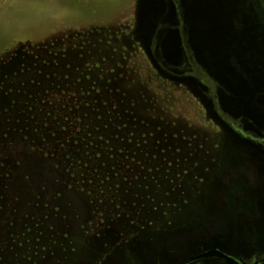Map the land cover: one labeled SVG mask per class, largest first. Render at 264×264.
<instances>
[{
	"label": "rangeland",
	"instance_id": "1",
	"mask_svg": "<svg viewBox=\"0 0 264 264\" xmlns=\"http://www.w3.org/2000/svg\"><path fill=\"white\" fill-rule=\"evenodd\" d=\"M166 2L163 15L147 18V26H156L149 42L142 28L143 13H156L158 0H0V93L7 77L21 64L42 63L46 58L53 71L52 78L41 79L38 87V96L49 98L50 106L34 111L37 132L24 137L15 130L13 122L21 108L16 107L7 120L0 114V264H105L102 256L106 250L126 251L119 244L121 237L125 243L126 239L140 240L143 250L127 252L116 261L108 259L106 264H141L151 252L158 254L159 248L154 252L147 243L153 234L155 239L161 228L170 224L182 229V218L189 219L194 210L183 213V203L208 201V172L191 177L195 168L202 171L201 163L193 159L198 154L216 153L217 161L207 157L208 171L211 160L218 165L215 170H226L231 147L219 141L214 150L212 141L224 138L227 130L213 115L202 91L209 95L207 90L214 89L208 77L227 84V77L221 75L243 66L259 79L260 73L264 74V44L252 43L249 38L242 41V62L211 43L213 35L208 32L212 31L216 0ZM171 10L175 15L170 16ZM190 13H195V25L190 24ZM232 22L230 17L217 19V27L230 34L231 43L233 36L236 41L241 34L233 31ZM170 30L174 34L168 39ZM201 39L206 47L200 48ZM187 41L192 59L190 49L184 47ZM16 42L35 46L26 50L22 45L20 55L8 62L10 53L6 51ZM177 49H181L180 55ZM59 50L58 56H52ZM166 56L170 67L181 72L172 74L164 69ZM187 56L191 67L182 72ZM81 76L94 80L101 91L94 107L84 105L93 96L87 82L83 87L70 84V78L74 81ZM248 79L235 83L254 88ZM260 81L256 84L263 89L264 79ZM70 97L78 100L71 104ZM4 105L6 102L0 101V111ZM70 106L81 108L75 111L80 117L83 111L89 114L82 122L72 123L73 134L86 126L102 146L101 154L93 156L76 146L77 141L71 145L73 159L102 163L95 178L110 177L95 188L82 184L90 171L79 172L77 180L70 173ZM184 138L192 140L190 145L181 141ZM180 149L185 157L176 160L173 155ZM129 153L131 157L126 158ZM126 161L131 172L122 181L117 169ZM75 181L79 186L71 187ZM228 184V189L217 192V201L235 200L237 181L230 178ZM110 198L116 201L121 216L107 229L108 222L100 226L97 221L99 213L115 209L107 202ZM173 204L176 208L168 217ZM26 225H34L28 236L35 247L32 251L24 250ZM221 232L228 238V229ZM203 239L200 235L182 238L180 244L198 246ZM74 246L78 250L73 251ZM231 248L240 247L233 243ZM250 248L244 258L252 261L256 247L251 244Z\"/></svg>",
	"mask_w": 264,
	"mask_h": 264
},
{
	"label": "flooded vegetation",
	"instance_id": "2",
	"mask_svg": "<svg viewBox=\"0 0 264 264\" xmlns=\"http://www.w3.org/2000/svg\"><path fill=\"white\" fill-rule=\"evenodd\" d=\"M216 5L217 11L212 31L208 32L213 35L214 40H211V43L220 46L243 62L242 41L249 38L252 43L258 44L260 42L264 44V0H216ZM219 16L230 17L233 21V31L237 34H246V36L238 34L236 36L237 42L234 41L233 36L231 43L232 37L230 34L224 31L220 25L219 28L217 27ZM203 29L206 32V27ZM218 29L221 32L218 33ZM200 44V48L206 47V43L202 42V39ZM184 47L187 51V48L190 47L189 41L185 42ZM61 52V50L55 51L52 56H58ZM222 54L225 55L224 52ZM191 55L192 52L190 54L192 59ZM188 59L187 56V64L181 69L182 72L190 70L191 64ZM169 60V56L163 59L164 69L172 74L174 71H180L177 68H171ZM242 68L234 71L226 70V74L221 75L223 78L227 77V84L208 77L214 89L207 90L209 95L202 91L203 96L212 105L213 115L225 125L227 130V135L224 138L217 137L212 141L213 146L216 148L214 150L218 149L219 141L223 146H230V165L226 166V170H215L216 166L218 168L217 163L214 162L216 156H218L216 153L196 155L193 160L201 163L202 171L195 168L191 173V177L197 174L203 176L208 172V175H206L207 180H205L206 190L209 193L207 196L208 201L183 203V213L189 212L185 209L194 210L189 215V219L182 218L184 222L182 229L180 227L176 229V225L170 224L172 228L165 229V226H163L161 228L162 233L158 234L155 239L153 234L147 243L151 244L150 248L154 252L159 248L158 254L151 252L149 258L146 261L142 260L141 264H262L264 262V87L262 89L259 84H256V82H261L260 80L264 79V74L261 72L258 79L250 76L244 66ZM257 71L260 72L259 69ZM246 78H251V80H248L254 88L248 89L235 83L239 79H243L242 81L245 82ZM236 86H239V88H236ZM119 128L122 130L123 126ZM128 140L131 141V139ZM181 141L190 145L192 140L184 138ZM155 149L157 150V147ZM178 152L173 155L176 160L185 157L181 149ZM131 155L132 153L127 154L126 158H130ZM207 157L214 158L210 161L212 167L209 171L207 169L209 162ZM126 162L121 163L117 169V174L122 181H126L131 172L130 165ZM203 163H205V166H203ZM230 178H235L237 181L234 189L235 200L219 198L217 201V192L221 194L222 191L229 188ZM109 204L114 206L115 209L98 214L97 222L100 226L106 222L108 224L114 223L121 216L116 201ZM148 205L152 206L151 203ZM175 208V204H173L166 216L170 217L173 214L171 210ZM211 217L213 218L211 219ZM159 219H162V217ZM222 220L226 222L223 223ZM111 227L109 224L107 229ZM244 228L246 230H243ZM225 229L229 230L228 238H225L226 235L221 232ZM197 235L204 237L198 246L193 245L192 247L191 245V247L186 248L180 244L182 238H191ZM123 239L125 238H120L119 244H123V247L127 248L126 251L124 249H117L118 251L114 252L106 250L102 256V263L105 261L106 264L108 259L112 262L116 258V261L120 256L127 255V252L134 254V252L143 250L140 247V240L126 239L125 243ZM233 243L240 248L237 250L231 248ZM251 244L256 247V256L252 261H249L244 257L246 256L245 252L251 249Z\"/></svg>",
	"mask_w": 264,
	"mask_h": 264
},
{
	"label": "trees",
	"instance_id": "3",
	"mask_svg": "<svg viewBox=\"0 0 264 264\" xmlns=\"http://www.w3.org/2000/svg\"><path fill=\"white\" fill-rule=\"evenodd\" d=\"M22 45L25 46V43H14L13 46H11L7 51L10 53V57H8V62L10 58H15L20 55V52H22ZM35 44L33 43H27L25 46V49L33 50V47ZM4 53V52H3ZM51 54V52L49 53ZM35 58L37 55L34 56ZM14 68H17L18 65H13ZM72 63H70V69H71ZM51 71V65L50 62L45 58L42 63L36 62V60H32L28 63L21 64L17 70H14L13 73H10L8 80L6 81V87H4V91L0 93V101L6 102L7 105H4V111H0V114H4L2 119L7 120L9 116H11V113L16 109V107L21 108V113L17 114V117L15 118V121L13 122L15 130H18L20 133L24 134V137L30 133L31 131L37 132V128L34 125V119H35V113L34 111H37L38 108L45 109L50 106V99L49 98H41L38 96V87L41 85L42 80L41 79H47L52 78ZM16 82L11 81V78L16 77ZM81 82V83H80ZM84 82H87L89 86L90 91H92L93 96H89L88 99H91L90 102L87 101L84 103V105L88 107H94L93 102L97 103L100 101L101 98V91L96 86L97 84L94 82V80L89 78H84V76H81L77 78L76 80H72L70 78V84H78L79 87H83L85 84ZM76 84V85H77ZM12 85V86H7ZM105 86V83H104ZM9 91V92H8ZM78 99H73L70 97V103L73 104L74 101ZM81 108L79 106H76L75 108H71L70 106V173L71 176L75 179L77 178V175L79 172L84 171L85 169L91 172V176H85L82 184L86 183V186L97 187V185H100V181H109L110 177H104L102 179H99V177L95 178L96 174L100 168H101V162L96 160H85V159H73L71 157L72 154V142L77 141L76 146H82L86 148L85 151L86 154L88 153H94L93 156H99L102 151V146L100 143L95 141V137H93V134L91 131L88 132L86 130V126L83 128H80L77 130L76 134H73V131L71 129L72 123L76 122H82L83 118L87 117L89 114H86L84 111L82 114H80L82 117L78 116L75 111L80 110ZM50 116V113L48 114ZM98 116V115H97ZM16 124V126H15ZM45 125H48L46 123ZM96 129V128H95ZM98 129L94 130L98 133ZM96 133V134H97ZM6 136L9 138V133H6ZM11 137V136H10ZM94 139V140H93ZM113 153V152H112ZM77 180V179H76ZM77 183H71L70 186H74V184L79 186L78 181H75ZM96 184V185H95ZM108 203H113L114 198H110ZM34 231V225H26L23 235L25 236V243H24V250H34L35 247L33 244H31L30 239L28 236L32 234ZM29 244V245H28ZM48 250V249H47ZM73 251L78 250L77 246L72 247ZM31 259V257L29 258Z\"/></svg>",
	"mask_w": 264,
	"mask_h": 264
},
{
	"label": "water",
	"instance_id": "4",
	"mask_svg": "<svg viewBox=\"0 0 264 264\" xmlns=\"http://www.w3.org/2000/svg\"><path fill=\"white\" fill-rule=\"evenodd\" d=\"M160 3L158 4V6H157V8H155V10H156V13L155 12H152V13H150V14H148L147 13V11H144V13H143V23H142V28L144 29V31L145 32H147V38L149 37V42H151V36H150V33L151 32H154V30H155V28H156V26H147V18H150V17H152V16H156V17H160L161 15H163L164 13H165V7H167V2H166V0H158ZM211 2V1H210ZM161 4V5H160ZM173 8H174V6H172ZM175 9V8H174ZM191 14V16H190V21H191V25H195V13H190ZM173 15H175V13L171 10V15L170 16H173ZM206 24H209L210 25V23H206ZM174 34V32H173V30H170L169 31V33H168V35H167V38L168 39H171L170 37H172V35ZM166 44H168L167 42H166ZM179 44V43H178ZM169 45V44H168ZM169 48V55H172L173 54V50H172V48L170 47V45L168 46ZM178 50V52H179V55L181 54V49H177ZM262 264H264V262L262 263Z\"/></svg>",
	"mask_w": 264,
	"mask_h": 264
}]
</instances>
